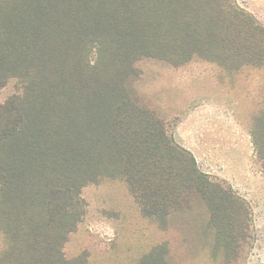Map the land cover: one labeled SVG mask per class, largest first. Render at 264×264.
I'll list each match as a JSON object with an SVG mask.
<instances>
[{"label":"trees","instance_id":"trees-1","mask_svg":"<svg viewBox=\"0 0 264 264\" xmlns=\"http://www.w3.org/2000/svg\"><path fill=\"white\" fill-rule=\"evenodd\" d=\"M166 1L0 0V89L20 84L0 108V264H86L63 248L84 216L87 185L124 181L158 222L180 194L210 187L125 93L141 57L181 65L183 34L199 43L196 11L185 16Z\"/></svg>","mask_w":264,"mask_h":264},{"label":"rangeland","instance_id":"rangeland-1","mask_svg":"<svg viewBox=\"0 0 264 264\" xmlns=\"http://www.w3.org/2000/svg\"><path fill=\"white\" fill-rule=\"evenodd\" d=\"M164 4L184 7L185 16L196 11L199 43L183 34L181 65L141 57L123 80L125 93L194 158L210 187L175 196L158 222L143 216L124 181L87 185L64 255L86 264H264V0ZM18 88L11 81L0 89V108Z\"/></svg>","mask_w":264,"mask_h":264}]
</instances>
